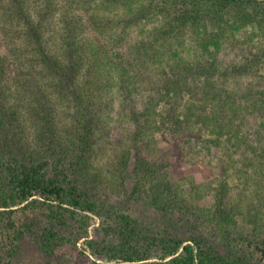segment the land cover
Here are the masks:
<instances>
[{
	"label": "trees",
	"instance_id": "16d2710c",
	"mask_svg": "<svg viewBox=\"0 0 264 264\" xmlns=\"http://www.w3.org/2000/svg\"><path fill=\"white\" fill-rule=\"evenodd\" d=\"M163 128L224 168L210 205L145 156ZM81 238L91 264L264 259V0H0V264Z\"/></svg>",
	"mask_w": 264,
	"mask_h": 264
},
{
	"label": "rangeland",
	"instance_id": "374dc122",
	"mask_svg": "<svg viewBox=\"0 0 264 264\" xmlns=\"http://www.w3.org/2000/svg\"><path fill=\"white\" fill-rule=\"evenodd\" d=\"M230 56L225 55L224 58L228 60L231 58ZM234 58L237 59L236 56H234ZM115 116L116 114L114 117ZM150 143L152 144V148L145 156L150 159L157 154L160 159L169 160V174L171 179L178 180L183 186H189L192 180L197 185L207 186L205 196L198 203L200 205H210L212 188L217 186L224 169L221 164H219V161L210 158L205 150L201 151V146L199 144L193 143L191 145L184 139H180V136H171L165 128L155 133ZM108 147L112 149L110 144H108ZM153 147H155L154 151ZM99 161L103 164L102 166H105L104 170L110 168L109 155H101ZM131 185L129 181L127 189L131 188ZM125 197L126 195L124 196V194L122 197L119 196V198L114 194L111 196L112 199H117L133 217L140 218L146 223L152 222L161 228H166L168 226V216L155 211L140 200H132L125 203L121 200L125 199ZM89 224L88 239L103 236L102 230H98L101 228V220L97 215L90 214ZM179 232L184 236L189 234L187 227H181ZM85 239L86 238L79 239L75 246L66 244L59 247L57 256L53 258L44 256L34 241L28 240L21 256L16 258L12 264H91L94 260L98 262L102 261L91 254L86 244L87 240ZM255 264H264V259Z\"/></svg>",
	"mask_w": 264,
	"mask_h": 264
}]
</instances>
